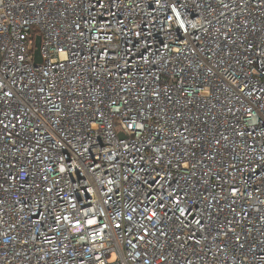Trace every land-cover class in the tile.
Returning a JSON list of instances; mask_svg holds the SVG:
<instances>
[{
    "label": "built area",
    "instance_id": "2783aa9c",
    "mask_svg": "<svg viewBox=\"0 0 264 264\" xmlns=\"http://www.w3.org/2000/svg\"><path fill=\"white\" fill-rule=\"evenodd\" d=\"M0 264H264V0H0Z\"/></svg>",
    "mask_w": 264,
    "mask_h": 264
},
{
    "label": "water",
    "instance_id": "95a60500",
    "mask_svg": "<svg viewBox=\"0 0 264 264\" xmlns=\"http://www.w3.org/2000/svg\"><path fill=\"white\" fill-rule=\"evenodd\" d=\"M39 44H40V37L37 36L36 40H35V50H34V56H35V60L36 61H40V57H39Z\"/></svg>",
    "mask_w": 264,
    "mask_h": 264
}]
</instances>
